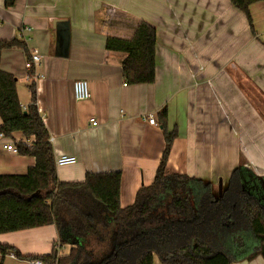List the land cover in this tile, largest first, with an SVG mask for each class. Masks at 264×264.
I'll list each match as a JSON object with an SVG mask.
<instances>
[{
    "label": "crops",
    "instance_id": "obj_1",
    "mask_svg": "<svg viewBox=\"0 0 264 264\" xmlns=\"http://www.w3.org/2000/svg\"><path fill=\"white\" fill-rule=\"evenodd\" d=\"M116 9L126 12L122 25L146 20L156 26L153 83L127 81L126 53L106 48L111 32L104 16L119 15ZM250 10L254 35L245 13L230 0H17L11 8L0 0V40L16 38L27 47L3 49L0 64L16 76L23 107L32 103L34 81L55 159L77 157L75 164L57 167L61 181L120 171L121 205H132L160 164L165 138L159 113L166 107L169 130L177 133L167 171L199 177L216 188L222 178L225 189L237 168L242 179L264 177V4L254 3ZM59 21L69 22L64 49ZM34 52L41 60L32 80L26 61ZM78 79L89 82L87 100L74 97ZM151 114L158 125L149 122ZM12 138L26 139L21 132ZM35 162L0 141V174H24ZM59 239L53 224L0 234V243L23 255L49 254ZM70 249L64 244L59 254ZM154 264H163L157 255ZM233 264H264V257Z\"/></svg>",
    "mask_w": 264,
    "mask_h": 264
},
{
    "label": "trees",
    "instance_id": "obj_2",
    "mask_svg": "<svg viewBox=\"0 0 264 264\" xmlns=\"http://www.w3.org/2000/svg\"><path fill=\"white\" fill-rule=\"evenodd\" d=\"M17 0H5L11 8ZM243 11L253 28L250 7L264 0H230ZM106 18V48L126 53L123 74L131 83H153L156 77V26L140 20L127 26L126 12ZM101 22V16H98ZM24 41L0 40L1 52ZM30 59V56L28 57ZM35 68L29 70L31 79ZM19 100L17 78L0 64V118L7 137L21 132L31 145L16 142L18 153L36 162L24 174H0V234L55 225L58 245L46 255H23L15 246L0 243V264L10 253L44 264H233L264 257V177L252 189L239 168L222 195L210 181L186 173H169L167 164L176 131L169 130L168 110L160 113L165 146L154 181L141 187L132 205L122 207L120 171L87 172L83 181L57 176L51 134L36 105ZM26 111V113H25ZM71 244L68 254L59 248Z\"/></svg>",
    "mask_w": 264,
    "mask_h": 264
},
{
    "label": "built area",
    "instance_id": "obj_3",
    "mask_svg": "<svg viewBox=\"0 0 264 264\" xmlns=\"http://www.w3.org/2000/svg\"><path fill=\"white\" fill-rule=\"evenodd\" d=\"M30 29V28H28ZM41 60V56L38 53H32L30 54V59H27L26 61V69L30 70L32 68H35ZM28 78H31V75L28 73ZM124 85H127L126 83ZM73 93L76 100L82 101L87 100L91 96L89 82L86 79H78L74 82L73 85ZM26 108V107H24ZM149 122L154 125H158L156 116L151 114L148 116ZM93 124L96 125L97 122L93 120ZM0 141L3 143V146L13 152L18 153V148L16 146V142L20 140H13L11 137H7L2 131H0ZM27 145H31L33 140L32 139H25L22 140ZM77 157L74 155H60L55 159L56 167L59 166H66V165H72L77 162ZM10 255V254H9ZM11 257L16 258L15 254H11ZM28 264H44L40 259H30L27 260Z\"/></svg>",
    "mask_w": 264,
    "mask_h": 264
},
{
    "label": "water",
    "instance_id": "obj_4",
    "mask_svg": "<svg viewBox=\"0 0 264 264\" xmlns=\"http://www.w3.org/2000/svg\"><path fill=\"white\" fill-rule=\"evenodd\" d=\"M58 31H59V37L62 40V48H66L69 44V35H70V29H69V22L68 21H59L58 22ZM26 113V111H25ZM224 191L223 188V179H219L218 183V192L219 195H222Z\"/></svg>",
    "mask_w": 264,
    "mask_h": 264
},
{
    "label": "rangeland",
    "instance_id": "obj_5",
    "mask_svg": "<svg viewBox=\"0 0 264 264\" xmlns=\"http://www.w3.org/2000/svg\"><path fill=\"white\" fill-rule=\"evenodd\" d=\"M244 15V14H243ZM246 15H245V20L248 21V19H246ZM249 24V22H248ZM250 26V25H249ZM251 28V27H250ZM251 31H252V28H251ZM252 34H253V31H252ZM254 35V34H253ZM11 254H14V253H10ZM9 255V256H10ZM4 264H26L25 262H21V261H14V260H11V259H7L6 262H4Z\"/></svg>",
    "mask_w": 264,
    "mask_h": 264
},
{
    "label": "flooded vegetation",
    "instance_id": "obj_6",
    "mask_svg": "<svg viewBox=\"0 0 264 264\" xmlns=\"http://www.w3.org/2000/svg\"><path fill=\"white\" fill-rule=\"evenodd\" d=\"M246 177V180L252 184V189H254L256 187V185L258 184L257 183V179L252 177V176H249L248 174L245 176ZM257 183V184H256Z\"/></svg>",
    "mask_w": 264,
    "mask_h": 264
}]
</instances>
